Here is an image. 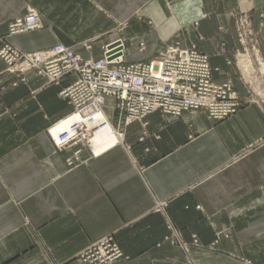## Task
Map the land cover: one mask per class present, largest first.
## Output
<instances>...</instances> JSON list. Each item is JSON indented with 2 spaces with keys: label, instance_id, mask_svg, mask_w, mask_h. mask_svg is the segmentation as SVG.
<instances>
[{
  "label": "crops",
  "instance_id": "1",
  "mask_svg": "<svg viewBox=\"0 0 264 264\" xmlns=\"http://www.w3.org/2000/svg\"><path fill=\"white\" fill-rule=\"evenodd\" d=\"M27 6L42 27L9 38L21 51L61 42L98 58L120 37L127 62H147L169 44L195 46L209 56L212 80L243 95L233 50L251 51L237 43L232 15L245 12L258 55L242 52L243 79L264 77V0H0V45ZM5 68L0 59V264H81L78 254L107 235L126 257L112 264H264V105L246 103L221 121L154 111L94 153L82 136L50 133L72 112L59 92L74 75L17 82ZM114 104L106 98L109 122Z\"/></svg>",
  "mask_w": 264,
  "mask_h": 264
},
{
  "label": "built area",
  "instance_id": "2",
  "mask_svg": "<svg viewBox=\"0 0 264 264\" xmlns=\"http://www.w3.org/2000/svg\"><path fill=\"white\" fill-rule=\"evenodd\" d=\"M41 27L35 9L27 6L25 14L7 22L6 33L1 38L0 59L5 64V71L15 74L23 82L29 73L45 77L46 84H58L67 75L76 76L73 83L60 92L72 106V112L67 116L82 117V120L70 124L73 131L67 135L70 138L82 136L91 144L93 133L104 124L99 115L104 111L106 98L116 102V127L113 128L119 135H122L121 127L141 122L154 111L173 118L184 112L202 111L210 119L221 121L244 104L253 102L254 97L264 105L263 76L258 83L259 91L254 89V92L251 85L245 83L251 92L247 91L242 96L230 80L222 83L212 80L207 55L195 47L173 43L150 61L127 62L121 39L106 43L100 57L89 59L82 58L73 48L59 42L49 48L29 52L21 51L9 42L12 36ZM240 29L246 28L239 25ZM84 46L89 48V45ZM80 126L86 128L84 132L94 131L91 135H80L77 132ZM144 137L145 132L142 131L139 140ZM164 206V202L157 203L154 210L161 211ZM171 239L177 240L175 236ZM77 257L81 264H112L126 258L112 235L92 242Z\"/></svg>",
  "mask_w": 264,
  "mask_h": 264
},
{
  "label": "rangeland",
  "instance_id": "3",
  "mask_svg": "<svg viewBox=\"0 0 264 264\" xmlns=\"http://www.w3.org/2000/svg\"><path fill=\"white\" fill-rule=\"evenodd\" d=\"M232 19H233V23H234V35H235V39H236V41H237V43L238 44H241V45H245L246 46V48H249V50L251 51V52H248V51H246V50H243L242 49V51H241V49L238 51V47L237 48H235L234 50H233V57H232V59H233V61L236 63V65H237V68H238V77H239V80L241 81V83H243L244 85H245V87H246V90L247 91H249V92H251V88H249V86H247L245 83H248L247 81H245L244 79H243V76H245L246 75V69L245 68H243V70H242V64H241V58H239V54L238 53H242V52H246V54H247V56H248V59L249 60H251V58H250V55H254V54H257L258 55V51H257V49H258V47L256 46V44H257V35H256V33L253 31V29H252V20H251V16L248 14V13H245V12H238V13H235L234 15H232ZM242 24V25H241ZM239 25L240 26H243V27H245L246 29H240V30H238V27H239ZM121 30V28H119L118 29V32ZM241 36V37H240ZM243 37V40H241V38ZM115 39H121L122 41H123V44H124V47H125V51H126V44H125V41L122 39V38H120V37H116V38H112V39H110V40H107L102 46H101V48L106 44V43H108V42H110V41H113V40H115ZM240 39V40H239ZM241 42H243V43H241ZM58 43V42H57ZM59 43H61V42H59ZM85 45H88L87 44V42H85ZM168 46V45H167ZM167 46H165V47H163V49L162 50H160L158 53H157V56L156 57H158L159 55H160V53H162L164 50H165V48L167 47ZM85 47V46H84ZM190 47H195V46H190ZM143 48V46H142V43H139V49H142ZM195 48H197V47H195ZM199 51H201L199 48H197ZM43 50V49H42ZM202 53H204L203 51H201ZM205 55H207L206 53H204ZM155 57V58H156ZM207 57H208V61H209V56L207 55ZM154 59V58H153ZM125 60H126V58H125ZM127 61V60H126ZM238 62H239V64H238ZM209 65H210V63H209ZM211 67V66H210ZM212 69V68H211ZM243 74V75H242ZM15 75V74H14ZM74 80L76 79V76L74 75ZM211 78H212V73H211ZM62 80V79H61ZM60 80V81H61ZM17 82H23V81H20L19 80V78L16 80ZM59 81V82H60ZM226 81H228V80H226ZM73 83V82H72ZM71 83V84H72ZM59 84V83H58ZM68 87V86H67ZM67 87H65V88H67ZM65 88H63V89H65ZM63 89H61L60 90V92L63 90ZM254 92H256L254 89H252ZM60 92H59V96L61 97V98H63L61 95H60ZM247 93V92H246ZM242 96H243V94H241ZM245 95V94H244ZM248 95V94H247ZM63 99H65L69 104H70V102L68 101V99H66V98H63ZM112 99V98H111ZM114 102H115V100H114ZM116 103V102H115ZM71 105V104H70ZM115 105V104H114ZM115 115V114H114ZM66 118V117H65ZM64 119V118H63ZM62 120V119H61ZM60 120V121H61ZM115 120V121H114ZM113 121L114 122H112V120H110V122L113 124V126L114 127H116V119H115V116H114V119H113ZM86 130V128H84V126H80V127H78L77 128V132H78V134H80L81 135V133L83 134V135H85V134H90L91 135V132L92 131H94L93 129H90V130H88V131H86V132H84ZM52 135V134H51ZM87 136V135H86ZM166 240H169V241H171L172 243H174V244H177V245H179V247H181V248H184V244H182V242L180 241V240H172L171 239V236L170 237H166L165 238ZM196 242V239L195 240H193V243H195ZM77 260H78V257H77Z\"/></svg>",
  "mask_w": 264,
  "mask_h": 264
},
{
  "label": "bare ground",
  "instance_id": "4",
  "mask_svg": "<svg viewBox=\"0 0 264 264\" xmlns=\"http://www.w3.org/2000/svg\"><path fill=\"white\" fill-rule=\"evenodd\" d=\"M239 58H241V62L243 63V60L245 59L244 55L242 53H238ZM249 62L245 61V68L248 69L250 67ZM244 66V65H243ZM260 74H264V66H262L260 69H258ZM255 72V70H254ZM261 81L259 78H254L251 81V87L255 89L256 91H259L258 83ZM253 102L259 103V99L256 97L253 98ZM238 111V110H237ZM100 117L104 119V124L101 125L92 135V150L94 153H99L114 144L118 143L121 140V136L118 133L115 132L113 125L109 122V120L104 115V112H101ZM82 120L81 116L77 115H71L67 116L66 118L59 121L56 125H54L50 129V133L52 136H54L56 140H59L58 135L61 132H66L67 135L72 134V130L70 129V124L73 122H78Z\"/></svg>",
  "mask_w": 264,
  "mask_h": 264
}]
</instances>
